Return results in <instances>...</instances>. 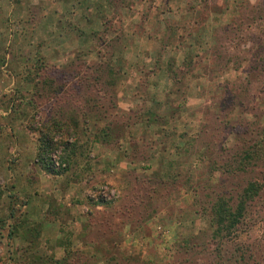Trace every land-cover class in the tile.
I'll list each match as a JSON object with an SVG mask.
<instances>
[{"label":"rangeland","instance_id":"374dc122","mask_svg":"<svg viewBox=\"0 0 264 264\" xmlns=\"http://www.w3.org/2000/svg\"><path fill=\"white\" fill-rule=\"evenodd\" d=\"M124 1L0 0V264H264V0L115 9ZM185 2L219 84L188 135L161 139L179 151L156 154L159 140L119 123L129 113L114 93L134 58L114 39L149 36V15L179 26ZM133 97L129 124L140 113L163 124L158 106ZM125 145L144 174L115 191L98 152Z\"/></svg>","mask_w":264,"mask_h":264},{"label":"crops","instance_id":"0c3cea01","mask_svg":"<svg viewBox=\"0 0 264 264\" xmlns=\"http://www.w3.org/2000/svg\"><path fill=\"white\" fill-rule=\"evenodd\" d=\"M81 2L82 0H78L74 8H82ZM157 6L165 7L167 10L170 8L169 11H174L171 4L166 2L151 3L148 0H140L135 3L132 0H125L122 4L116 3L115 9L122 8V10L127 11L136 8L151 11ZM185 6H187L186 2L183 4L184 10H182L185 11L182 14L184 18L179 19L181 22L179 26L173 23L172 25L168 24V19H162V16L158 15V19H155L156 22L149 15L142 20V23L144 22L142 25L145 26L151 23L156 24L151 27L149 36L146 33L142 34L143 31L141 32V30V33L136 35L132 29L131 31L127 30L124 37L121 36L123 40L120 39V36L118 39H114V43L119 44L120 56L124 54L134 58L131 65L128 64V66L130 65L129 74L126 73L124 85L119 84L116 86L114 93L115 104L125 110L126 113H129L119 123H123L122 129L126 134L127 132L134 133L133 131H137V140L139 138L143 139L144 136L159 140L158 143H154L153 147L155 150L159 147L155 151L156 154L165 152L175 154L179 151L176 149V145H171L166 140L161 141V139L163 137L178 139L180 134L182 135L184 131H187L191 123L195 124L198 116H201L204 108L209 103V99L213 97V84H219V81L213 78V75H210L209 72L206 54L209 46L205 43H203V46H197L198 35L195 31L190 32V29H187L195 28L196 24L190 21L191 17L189 18L188 9H185ZM133 17L125 16L124 13L120 19L125 22L124 26L129 27L134 24L135 19ZM138 21L140 22V19ZM81 23H84V18L81 19ZM200 42H202L201 37ZM172 59L174 60L173 64H171ZM125 72H127V69ZM174 73L178 74L176 79L173 78ZM137 90L144 97L147 106H153L155 109L158 106L162 110L160 115L163 117V124L161 126L153 125L151 123L153 120L149 121L148 113L147 117L144 116L145 114L140 113L141 116L135 119L140 124L132 125L129 124L130 121L128 123L126 119L129 116L133 117V112H131L133 108L132 101L134 100L133 93ZM168 108L172 113L167 114L166 110ZM151 111L155 110L152 108ZM151 117L157 119L154 113ZM185 135L188 134H183L182 137ZM139 142V146H136L137 153H142L144 152L141 145L142 141ZM100 150L98 152L99 157L104 159L98 161L100 162L99 168H103L104 173H110L109 177L114 181L112 187L115 191L126 183L127 173L132 172L138 176H143L141 166L144 160L134 156L132 159L127 157L131 151L126 145L119 150L115 148ZM120 150L126 156L121 155Z\"/></svg>","mask_w":264,"mask_h":264},{"label":"trees","instance_id":"16d2710c","mask_svg":"<svg viewBox=\"0 0 264 264\" xmlns=\"http://www.w3.org/2000/svg\"><path fill=\"white\" fill-rule=\"evenodd\" d=\"M44 138H45V140L43 139V141L44 142H46V144H45V146H43L41 149V151H43V150H46V148H47V146L48 145H52V141L51 140H49L48 138H47V136H45L44 135ZM37 156L39 157H41L40 158V164L41 165H43V162H42V156H43V154L41 153V152H37ZM47 168V167H46ZM49 173L50 174H52V172L51 171H49ZM249 187H247L246 189H245V192H244V196H246L247 197V194H252V195H254L255 194V192H256V187L254 186V185H248ZM240 202H238L237 204H236V206H235V208H234V210L230 213V214H227V216L226 217H224V219L225 220H227V227L228 228H232L233 226H234V224L236 223V221H237V218L238 217H240V215H241V211H242V207H241V203L239 204ZM223 218V217H222Z\"/></svg>","mask_w":264,"mask_h":264}]
</instances>
